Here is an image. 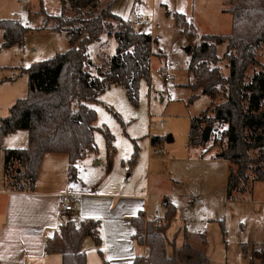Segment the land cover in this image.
Returning a JSON list of instances; mask_svg holds the SVG:
<instances>
[{"label":"trees","instance_id":"trees-1","mask_svg":"<svg viewBox=\"0 0 264 264\" xmlns=\"http://www.w3.org/2000/svg\"><path fill=\"white\" fill-rule=\"evenodd\" d=\"M66 3L72 15L66 10ZM224 12L232 16L231 34L203 35L192 52L188 70L195 81L189 87L212 98V103L191 119L188 143L206 147L209 141L204 138L205 128L216 132L215 128L226 126L222 131L226 147L219 157L230 165L227 196L234 199L236 194L251 193L256 182H264V66L257 57V51L264 48V0H230ZM174 17L177 26L183 27L185 16L175 13ZM55 18L57 25L53 29L66 33L69 49L26 69V98L17 100L9 115L0 118V150L7 136L19 131L28 133L26 148L4 150L5 179L13 191H34L47 154L67 155L69 176L76 177L78 164L88 154L98 153L94 126L98 115L92 105L112 86L124 87L131 103L137 105L140 84L150 77L156 40L135 28L132 21L114 15L112 5L102 7L99 0H62V13ZM0 30L3 49L23 46L31 29L18 21L0 20ZM103 34L115 38L116 53L96 66L87 46L99 41ZM222 43L227 44L224 57L230 69L226 77L218 66L217 44ZM257 67L260 69L249 75ZM196 98L193 95L190 102ZM100 130L109 156L116 151L114 136L108 129ZM161 142L162 137L151 139L153 148ZM137 157L135 148L129 164L133 166ZM163 206L165 213L159 223L147 221L145 239L134 236L147 247V255L136 257L132 264H211L205 235H200L199 246L193 245V236L186 230L180 247L176 240H169L167 233L177 218V208L167 198ZM144 219L141 212L132 222L143 230ZM100 227L97 219L70 220L46 240L45 252L62 255V264H88L83 243L90 237L100 247ZM98 252L103 256L102 250Z\"/></svg>","mask_w":264,"mask_h":264},{"label":"rangeland","instance_id":"rangeland-1","mask_svg":"<svg viewBox=\"0 0 264 264\" xmlns=\"http://www.w3.org/2000/svg\"><path fill=\"white\" fill-rule=\"evenodd\" d=\"M229 1L99 0L102 7L112 5L113 14L126 21H131L139 12L153 18V31L147 28L144 32L152 34L157 42L152 46L150 77L140 84L137 105L131 103L122 86L108 88L92 105L98 115L94 124L98 153L86 156L78 169L80 178L87 185H98L99 193H117L125 198L150 195V216L157 212L162 214L158 198L169 196L179 211L167 233L169 240L175 241V234L181 230L178 234L181 244L186 229L193 236V245L199 246L200 235H205L211 264H264V182H256L251 193L247 191L228 199V164L200 160L215 140L220 141L218 152L225 149V139L216 135V132L222 133L223 126L215 128L217 131H213L206 147H193L188 143L191 119L212 103V98L189 87L195 81L188 70L192 52L201 43L203 35L231 34L232 16L224 12ZM66 6L72 15L68 3ZM176 12H189L188 15L193 16L194 35H190V27L177 26ZM61 13L62 0H0V20L18 21L31 29L23 46L0 50V64L21 68L18 73L15 70L4 73L6 77L17 74L18 82L0 86V118L9 115L11 101L8 94L12 88L21 99L26 98V69L69 49L66 33L53 29L57 25L55 17ZM116 48L115 38L103 34L99 41L88 44L87 52L92 62L101 66L104 60L115 55ZM226 51V43L217 44L218 66L225 77L230 73L224 57ZM257 57L264 66V48L257 51ZM258 69L260 67L251 69L249 75ZM168 72L172 79L167 83L163 75ZM193 95L197 98L190 102ZM161 121L163 124L159 125ZM100 129H108L114 136L116 151L109 156ZM27 137L26 131H19L3 141L1 175L4 150L27 147ZM152 137H162L161 144L155 149L151 146ZM135 148H138V157L132 166L129 161ZM214 151L207 155H213ZM150 157L155 158L151 163ZM57 169L59 174L63 172L61 166ZM145 222L147 217L143 231H146Z\"/></svg>","mask_w":264,"mask_h":264},{"label":"crops","instance_id":"crops-1","mask_svg":"<svg viewBox=\"0 0 264 264\" xmlns=\"http://www.w3.org/2000/svg\"><path fill=\"white\" fill-rule=\"evenodd\" d=\"M188 13L183 12L186 22L182 28L190 27L192 29L191 27H193L195 29L193 16L188 15ZM0 32V50L10 49V47L1 48L3 31L0 30ZM155 40L157 42V39ZM20 69V66L9 67L0 64V86L18 82L17 74L6 77L4 73L10 70H15L18 73ZM16 93V90L12 88L8 94V99L11 101L10 108L17 100L21 99L20 95H16ZM219 143L220 141H217V144L214 142V145H208V152L211 153L215 150L214 154L207 155V152L205 154L207 156L203 155L200 160L203 162H226L229 176L230 165L226 160L219 157L224 151L218 152L217 145ZM149 159L150 163L155 160L153 157ZM59 166L63 171L61 174L57 169ZM68 169L69 159L67 155L47 154L43 159L34 191L18 192L7 187L3 168V174H0V264H62V255H49L45 252L46 240L53 237L62 224L70 220L79 222L85 218L101 219L100 222H103L100 227L101 246L97 247L90 237L86 238L83 243L82 251L87 254L88 264H103L104 261L109 264H132L136 257H145L147 247L140 245L135 239L134 236L141 230L134 226L132 220L141 212L145 214V218L151 217L149 214L151 196L146 194L125 198V195L117 193H99L98 185L89 186L80 178L79 169L78 175L72 178L75 181H72ZM69 191L81 195L80 208L74 213L61 214L59 197ZM165 198L169 199L177 208V204L169 196L159 197L158 206L163 209L162 216L165 213L163 206ZM178 214L179 211L177 210V217ZM179 233L175 234L178 247L184 242L183 237L181 244H179ZM89 240L94 243V247L88 243ZM99 249H102L103 256L99 254Z\"/></svg>","mask_w":264,"mask_h":264},{"label":"built area","instance_id":"built-area-1","mask_svg":"<svg viewBox=\"0 0 264 264\" xmlns=\"http://www.w3.org/2000/svg\"><path fill=\"white\" fill-rule=\"evenodd\" d=\"M135 26V28L144 31V29H151L153 31L155 27L154 19L150 17H146L145 15L141 13H135L133 15V18L131 20ZM152 36V34H150ZM164 81L165 82H170L172 79L171 74L168 72L163 75ZM163 121L160 122L159 125H162ZM217 137H221L222 133L221 132H216ZM159 152H163V150H160ZM158 152V153H159ZM80 200H81V195L77 192L74 191H69L66 192L59 197V203L61 207V214H67V213H74L79 210L80 208ZM162 215L157 212L154 216H151L147 219L148 220H154V222L159 223L162 220ZM137 236L139 238L145 239L146 237V231L141 230L137 233Z\"/></svg>","mask_w":264,"mask_h":264},{"label":"water","instance_id":"water-1","mask_svg":"<svg viewBox=\"0 0 264 264\" xmlns=\"http://www.w3.org/2000/svg\"><path fill=\"white\" fill-rule=\"evenodd\" d=\"M212 128L211 127H206L205 128V131H204V138H205V141H210L211 139V134H212ZM20 172V170L18 171Z\"/></svg>","mask_w":264,"mask_h":264}]
</instances>
